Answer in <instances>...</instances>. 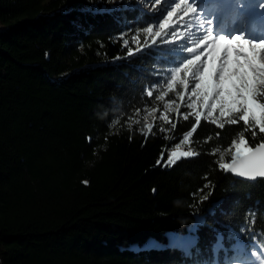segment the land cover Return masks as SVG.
I'll list each match as a JSON object with an SVG mask.
<instances>
[{
    "label": "trees",
    "instance_id": "obj_1",
    "mask_svg": "<svg viewBox=\"0 0 264 264\" xmlns=\"http://www.w3.org/2000/svg\"><path fill=\"white\" fill-rule=\"evenodd\" d=\"M136 4L0 0V264H224L237 241L264 248V178L219 167L264 133L180 114L188 55L146 47L156 19ZM164 101L179 110L145 122Z\"/></svg>",
    "mask_w": 264,
    "mask_h": 264
},
{
    "label": "snow or ice",
    "instance_id": "obj_2",
    "mask_svg": "<svg viewBox=\"0 0 264 264\" xmlns=\"http://www.w3.org/2000/svg\"><path fill=\"white\" fill-rule=\"evenodd\" d=\"M206 32L200 42L209 41L205 44L207 59L201 61L200 56H196L184 63V70L198 80L195 94L210 107L209 116L218 109L219 116L229 123L243 121L246 128L253 126V137L256 134L254 126L264 133V39L250 40L241 34L213 37L212 31ZM127 44L124 40V46ZM132 54L130 49L129 55ZM196 120H200L199 114ZM219 126L223 128L224 124ZM233 144L235 151L231 162H221L220 169L247 179L264 177V142L253 147L241 136L239 142L233 141ZM195 154L189 151L180 155ZM173 157L179 158L177 152H172L169 157L174 163Z\"/></svg>",
    "mask_w": 264,
    "mask_h": 264
},
{
    "label": "rangeland",
    "instance_id": "obj_3",
    "mask_svg": "<svg viewBox=\"0 0 264 264\" xmlns=\"http://www.w3.org/2000/svg\"><path fill=\"white\" fill-rule=\"evenodd\" d=\"M103 6L108 8H115L121 3V0H96ZM142 11L146 13H151L155 16L154 23L149 26L146 31L142 32L144 44L146 47L160 44H174L177 48V52L181 54H186L187 59L182 61L178 67L184 65L187 60L195 59L196 56H200L201 61L207 59V51L205 49V44L209 43V41H204L203 36L206 35V31H212L213 37L216 35H224L226 37H232L233 35L241 34L245 38L250 40H262L264 39V30H257L253 27L249 29H241L233 27V29L228 30V26H226V22L222 23L219 31L215 29V19L213 15L210 13L208 16L203 6L199 3V0H137L136 4ZM205 11V13H204ZM169 13L171 15H169ZM237 21V20H236ZM235 22V20H234ZM206 24V25H205ZM163 25V27H161ZM207 26V27H206ZM165 30H167L165 32ZM221 30V31H220ZM199 34V35H197ZM123 40H127L131 46H139V42L141 40V35L136 33H131L127 36L122 35ZM191 49L192 51H189ZM133 52L134 50L131 49ZM199 63V62H198ZM184 75L187 76V80L183 81V111H180L181 115L188 112L189 114H193L196 116L203 113L209 120L217 121L215 118H219L218 109L212 113L211 116L208 115L210 107L205 105L202 98L198 97L195 93V83L198 80L194 79L193 74L184 72ZM187 85V86H186ZM179 104L172 103L169 101H164L160 108H154L152 110H148L144 115V121L150 122L155 119H168V112L170 111H178ZM223 118V117H220ZM171 150L175 149V147H171ZM190 150H186L189 152ZM189 239L179 240V244L184 247H187ZM241 244V243H240ZM215 246L214 253L217 254V249L219 246ZM239 245V244H238ZM236 245L234 250L230 252V254H226L228 251L223 252V261L224 264H249L251 258L249 256H243V261L240 263H229L232 258V255H240L241 254V246ZM250 260H246V259ZM248 261V262H247Z\"/></svg>",
    "mask_w": 264,
    "mask_h": 264
},
{
    "label": "bare ground",
    "instance_id": "obj_4",
    "mask_svg": "<svg viewBox=\"0 0 264 264\" xmlns=\"http://www.w3.org/2000/svg\"><path fill=\"white\" fill-rule=\"evenodd\" d=\"M199 3H200V1H199ZM201 4V3H200ZM204 13H205V11H204ZM206 14H207V16L210 14V13H207L206 12ZM213 15V14H212ZM214 17V16H213ZM234 20H235V22H234ZM215 22V24H216V27H215V29L216 30H218L219 31V29H220V26H221V24L222 23H225L226 22V26H228V30L229 29H233V27H238V28H240V30L241 29H246V30H250V27H244L240 22H238V21H236V19L235 18H233V16H231V15H228V16H223V15H221V17L216 21H214ZM206 25V24H205ZM207 27V26H206ZM259 30H261V28L259 29ZM221 31V30H220ZM250 31H252V30H250ZM205 34L207 35V32H205ZM242 243V242H241ZM234 250V249H233ZM250 251H254V249L252 248V249H250ZM242 253H243V251H242Z\"/></svg>",
    "mask_w": 264,
    "mask_h": 264
},
{
    "label": "water",
    "instance_id": "obj_5",
    "mask_svg": "<svg viewBox=\"0 0 264 264\" xmlns=\"http://www.w3.org/2000/svg\"><path fill=\"white\" fill-rule=\"evenodd\" d=\"M229 173H231L230 171H227ZM233 177L237 178V179H240V180H246V181H256L258 179H261V178H264V177H257L255 179H247V178H244V177H240L238 175H234L233 173H231Z\"/></svg>",
    "mask_w": 264,
    "mask_h": 264
}]
</instances>
